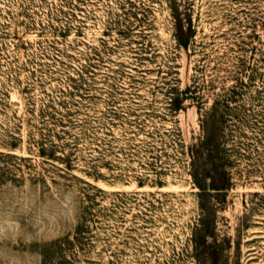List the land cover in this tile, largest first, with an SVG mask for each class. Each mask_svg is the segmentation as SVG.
Returning <instances> with one entry per match:
<instances>
[{
	"label": "rangeland",
	"instance_id": "rangeland-1",
	"mask_svg": "<svg viewBox=\"0 0 264 264\" xmlns=\"http://www.w3.org/2000/svg\"><path fill=\"white\" fill-rule=\"evenodd\" d=\"M0 264H264V0H0Z\"/></svg>",
	"mask_w": 264,
	"mask_h": 264
},
{
	"label": "clouds",
	"instance_id": "clouds-1",
	"mask_svg": "<svg viewBox=\"0 0 264 264\" xmlns=\"http://www.w3.org/2000/svg\"><path fill=\"white\" fill-rule=\"evenodd\" d=\"M3 253H0V257H3ZM13 264H19V262L18 261H13Z\"/></svg>",
	"mask_w": 264,
	"mask_h": 264
}]
</instances>
